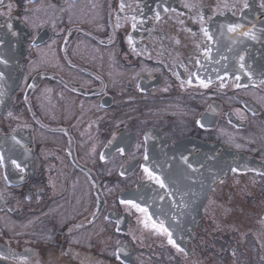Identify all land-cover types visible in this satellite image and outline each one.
Wrapping results in <instances>:
<instances>
[{
  "label": "flooded vegetation",
  "instance_id": "flooded-vegetation-1",
  "mask_svg": "<svg viewBox=\"0 0 264 264\" xmlns=\"http://www.w3.org/2000/svg\"><path fill=\"white\" fill-rule=\"evenodd\" d=\"M240 2L0 0L23 52L0 117L1 263L264 264V0ZM158 4L176 11L157 21Z\"/></svg>",
  "mask_w": 264,
  "mask_h": 264
},
{
  "label": "snow or ice",
  "instance_id": "snow-or-ice-1",
  "mask_svg": "<svg viewBox=\"0 0 264 264\" xmlns=\"http://www.w3.org/2000/svg\"><path fill=\"white\" fill-rule=\"evenodd\" d=\"M126 6H127V5L124 3V0H121L120 11L122 12ZM225 6H227V5H225ZM184 7L189 8V9H192V8H195L196 5H195V4H188V3H185ZM249 7H250V5H249V3H248V0H241V2L239 3V5H233V9H234L233 14H235V9H237V8H238V10L241 12V14H243L244 11H245L246 9H248ZM260 7H261V8H264V2L261 3ZM161 8H162V11H163V12H169V11H173V12H174V11H176L175 9H171V8L168 7V6H163V5H159V4H158V5H157V9H158V10L155 11V13H154V17H155V19H156L157 21H159V20L162 19L161 11L159 10V9H161ZM133 20H135V17H133ZM200 21H201V23L204 22V16H203V15H200ZM141 22H143V21H141ZM181 23H183V21H181ZM118 26H119V25H118ZM132 26H133V28H135V27H136V24L133 23ZM6 27L9 28V29H11V28H12V24L9 23V24L6 25ZM225 27L227 28V31H228L229 33H237V32H239L240 35H242V36H246V37H249L251 40H257V39H258V36H257V34H256V32H255L254 27H253L252 30H244V29H245V26H244L243 24H241V23L228 24V25H226ZM201 31L203 32V34H204L209 40L212 39V35L209 33L208 28H206V27H202V28H201ZM13 35H15V33H13ZM128 40H129V43H130V44L133 43L132 37H128ZM3 43H4V41H3V40H0V46H2ZM177 43H179V41H177ZM33 46H35V45H33ZM133 50H135V49L133 48ZM244 60H245V57H244V56H240V57H239V61H240V63H239V67H240V69H242V70L246 68V65H245V63H244ZM0 63L7 64L8 61H7L4 57L0 56ZM247 74H248L249 78L252 77V73H251L250 71H249ZM3 75H4V74H3L2 72H0V79L3 78ZM197 79H199V77H197ZM236 80L239 81V80H240V77L237 76V77H236ZM261 82L264 83V81H261ZM188 83L190 84L191 81L189 80ZM209 83H210V82H209ZM209 83H206L205 81L200 80V85H201L202 87H204V88L209 87ZM244 86H245V85H241L240 83H237V84H236V87H244ZM29 87H33V85H29ZM138 87H139V85H138ZM8 115L11 116L12 113L9 112ZM200 126H201V127H204V125H203L202 123H201ZM145 139H147V137H145ZM237 147H240V146L237 145ZM117 151H118L121 155L124 154V149H123V148H118ZM143 158H144L145 161H148V160H149V155H148L147 152L144 153V157H143ZM3 159H4L3 154H0V162H2ZM100 159H101V160H104L105 157H104L103 155H101V156H100ZM183 159H184L185 163H188L187 157H184ZM12 163L16 166V168L21 169V171H23V169L21 168L20 164H18L15 160H13ZM141 167H142L143 172L147 175V177H148L149 180L154 181L156 184H158V185L160 186V188H166V187H167L165 181H164L159 175L155 174V172H154L152 169H150V168H149L148 166H146V165H141ZM188 167L191 168L192 165H191V164H188ZM231 170H232L233 172H238V171H239L238 168H232ZM260 174H261V175H264V173H260ZM122 175H123V173H122ZM5 179H7V177H5ZM120 202H121L122 204H125V205H130L132 208H135V209H137L138 211L143 212V213H145V214H147V212H148L147 208H142V207L140 206V204L136 203V202L133 201V200H121ZM144 226H145V227H148V223L145 222V225H144ZM153 227H156L155 223H153ZM159 231L163 232L165 235L168 236V242H169L170 244H172L173 246H176L175 241L171 238L172 234L168 231V229H167L166 227H163V226L161 225L160 228H159ZM180 250L183 251L182 249H180ZM114 255H116L117 259H119V253H118V252H117V253H114Z\"/></svg>",
  "mask_w": 264,
  "mask_h": 264
},
{
  "label": "water",
  "instance_id": "water-1",
  "mask_svg": "<svg viewBox=\"0 0 264 264\" xmlns=\"http://www.w3.org/2000/svg\"><path fill=\"white\" fill-rule=\"evenodd\" d=\"M12 28L9 29L5 25L0 24V40L4 43L0 46V56L4 57L8 63H0V72L3 78L0 79V117L10 104L11 96L17 88L21 73L22 49L17 46V37ZM0 264H3L0 262Z\"/></svg>",
  "mask_w": 264,
  "mask_h": 264
}]
</instances>
